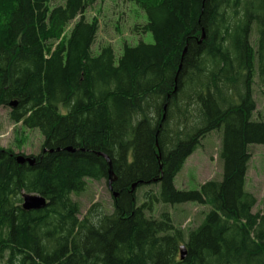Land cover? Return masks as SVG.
Returning a JSON list of instances; mask_svg holds the SVG:
<instances>
[{
    "label": "trees",
    "instance_id": "1",
    "mask_svg": "<svg viewBox=\"0 0 264 264\" xmlns=\"http://www.w3.org/2000/svg\"><path fill=\"white\" fill-rule=\"evenodd\" d=\"M98 1L0 0V109L16 102L10 121L43 138L32 166L0 148V262L264 264V201L253 213L245 190L250 148L264 145L251 96L254 75L264 81V0H128L153 44H123L118 58L110 46L92 54L98 26L84 14ZM220 128L222 179L177 191L186 159ZM97 153L118 198L79 219L73 197L107 181ZM139 182L158 198L138 204ZM23 194L46 207L24 211ZM155 203L209 211L184 237L168 212L148 216Z\"/></svg>",
    "mask_w": 264,
    "mask_h": 264
},
{
    "label": "rangeland",
    "instance_id": "2",
    "mask_svg": "<svg viewBox=\"0 0 264 264\" xmlns=\"http://www.w3.org/2000/svg\"><path fill=\"white\" fill-rule=\"evenodd\" d=\"M63 0H51L50 7L62 5ZM86 21H96L98 30L92 46V54L96 56L103 47L110 46L116 58L121 54L123 44L136 46L138 43L153 44L151 34L141 33V26L147 20L145 14L134 3L128 0H102L86 9ZM74 22L66 29L68 33ZM255 40V35L252 40ZM252 99L255 102L254 121L264 120V81L257 75L252 81ZM9 108L0 109V148L11 149L16 155L24 157L37 156L41 151L43 138L38 130H28L21 124L12 123L9 119ZM201 122V121H200ZM197 122V126H200ZM222 129L212 132L199 141L195 151L186 159L182 169L173 180L174 188L180 192L197 191L209 181L222 179L223 164L220 160ZM251 158L246 173L245 190L256 200L253 213L261 210L264 201V145L250 148ZM157 184L145 185L135 190L138 204L159 196ZM145 193L147 194L145 196ZM149 196V197H147ZM73 200L79 203L82 219L89 208L97 204L105 214L112 212L113 197L106 179L101 181L86 180L85 190ZM153 218L162 212H168L174 226L181 230L184 237L196 229L209 211L208 206L186 203L181 205H163L155 203L152 208ZM0 264H2L0 262Z\"/></svg>",
    "mask_w": 264,
    "mask_h": 264
},
{
    "label": "water",
    "instance_id": "3",
    "mask_svg": "<svg viewBox=\"0 0 264 264\" xmlns=\"http://www.w3.org/2000/svg\"><path fill=\"white\" fill-rule=\"evenodd\" d=\"M202 39H203V36L201 37V40ZM16 105H17L16 102H12L9 104V108H15ZM163 120H164V115L162 116V121ZM65 150L67 152H73V150L71 148H66ZM97 155L105 161L106 166H107V186H108V189L110 192H112V197L114 199L118 198V193L113 191V188H112V184L116 181V178H115L113 171H112L111 161H110L109 157L103 153H97ZM15 161L20 165H23L26 163L29 166H32L34 164V158L33 157H24L22 155L15 156ZM138 184H141V183L140 182L135 183L131 186L130 193L134 192V190ZM46 204H47V202H46L45 198L38 195V194H23L22 195L21 207L24 211L41 210V209L46 207ZM178 252H179L180 260L181 261L184 260L186 257V253H187L186 247L184 245H181L179 247Z\"/></svg>",
    "mask_w": 264,
    "mask_h": 264
},
{
    "label": "bare ground",
    "instance_id": "4",
    "mask_svg": "<svg viewBox=\"0 0 264 264\" xmlns=\"http://www.w3.org/2000/svg\"><path fill=\"white\" fill-rule=\"evenodd\" d=\"M159 4V3H158ZM263 42V41H262ZM243 49V48H242ZM161 107V106H160ZM46 245V244H45ZM187 250V249H186ZM115 255V254H114Z\"/></svg>",
    "mask_w": 264,
    "mask_h": 264
}]
</instances>
